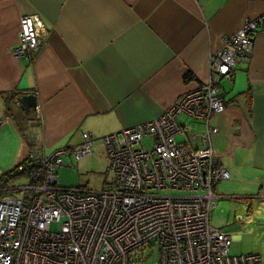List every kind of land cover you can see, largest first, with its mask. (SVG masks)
<instances>
[{
  "label": "crops",
  "instance_id": "crops-1",
  "mask_svg": "<svg viewBox=\"0 0 264 264\" xmlns=\"http://www.w3.org/2000/svg\"><path fill=\"white\" fill-rule=\"evenodd\" d=\"M32 13L44 25L41 44L31 61L18 59L21 18ZM263 15L256 0H0V163L30 167L38 154L72 153L83 133L95 140L159 118L211 79L223 36ZM254 37L220 82L226 109L211 120L216 161L230 174L215 187L216 206L228 199L230 215L211 221L230 235V252L261 256L245 230L264 211V28ZM25 95L37 99L29 114L18 102ZM180 125L179 143L204 146L203 121L183 116ZM2 168L0 181L12 169ZM24 185L0 182V195Z\"/></svg>",
  "mask_w": 264,
  "mask_h": 264
},
{
  "label": "built area",
  "instance_id": "built-area-1",
  "mask_svg": "<svg viewBox=\"0 0 264 264\" xmlns=\"http://www.w3.org/2000/svg\"><path fill=\"white\" fill-rule=\"evenodd\" d=\"M260 28L264 15L223 36L209 60L211 79L183 93L159 118L102 138L113 190L60 187L57 169L67 149L36 155L29 183L20 188L24 198L0 196V264H131L147 247L156 249L155 264H262L256 253L231 255L230 235L211 222L215 187L230 177L212 146L218 129L211 120L226 109L220 82L232 79L252 53ZM43 29L38 15H24L14 56L31 61ZM183 116L204 122L203 147L178 142ZM82 142L73 149L76 160L92 152L89 132Z\"/></svg>",
  "mask_w": 264,
  "mask_h": 264
},
{
  "label": "rangeland",
  "instance_id": "rangeland-1",
  "mask_svg": "<svg viewBox=\"0 0 264 264\" xmlns=\"http://www.w3.org/2000/svg\"><path fill=\"white\" fill-rule=\"evenodd\" d=\"M24 16V15H23ZM22 16V17H23ZM22 19V18H21ZM20 34V33H19ZM38 50V49H37ZM36 50V51H37ZM35 51V52H36ZM93 149L91 155L81 160H76L72 153L67 154L65 157V165L57 169L58 185L67 189H81L86 191H98L101 190H113L115 187V177L110 169V162L108 153H106L105 143L102 138L93 139ZM150 144V143H149ZM3 163V161H2ZM3 171H7L8 168H12L13 164H10V160L1 164ZM29 178L21 176L15 180V185H21L29 183ZM24 191L17 189V191H10L2 193V196H11L16 198H24ZM227 197V196H226ZM228 200V199H227ZM226 199L218 202L215 210L212 213L211 220H219L221 216L228 217L230 210L228 209L229 202ZM218 201V199H217ZM245 206V205H244ZM225 208V209H224ZM228 210L225 214L224 211ZM239 212H242L241 210ZM252 220L245 230L251 229L254 237L255 246L263 245L261 256H263L262 264H264V211L261 210L259 215L254 212L250 214ZM212 222V221H211ZM46 228L56 230L58 225H49ZM241 231V230H240ZM242 232V231H241ZM231 255H238L231 251ZM157 260V252L154 248H145V250L134 254L131 259V264H155Z\"/></svg>",
  "mask_w": 264,
  "mask_h": 264
},
{
  "label": "trees",
  "instance_id": "trees-1",
  "mask_svg": "<svg viewBox=\"0 0 264 264\" xmlns=\"http://www.w3.org/2000/svg\"><path fill=\"white\" fill-rule=\"evenodd\" d=\"M3 97H7L6 95L2 94ZM15 95L17 94H12L10 95V98L6 100V104H9L10 99L14 98L15 99ZM34 166H24V167H20V165H17L15 168H12L11 170L7 171L2 177L3 179L0 182H3V186L4 187H9L11 185L12 182L15 181V179H17L19 176L22 175H29L31 174L32 170ZM1 196V195H0Z\"/></svg>",
  "mask_w": 264,
  "mask_h": 264
},
{
  "label": "water",
  "instance_id": "water-1",
  "mask_svg": "<svg viewBox=\"0 0 264 264\" xmlns=\"http://www.w3.org/2000/svg\"><path fill=\"white\" fill-rule=\"evenodd\" d=\"M38 50L35 52L37 53ZM20 108L24 110L27 114L31 112L32 109H36L37 99L34 95H25L18 99Z\"/></svg>",
  "mask_w": 264,
  "mask_h": 264
}]
</instances>
